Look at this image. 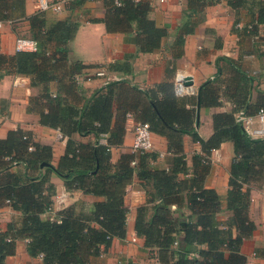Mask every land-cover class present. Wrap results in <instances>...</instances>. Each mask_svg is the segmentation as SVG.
I'll return each mask as SVG.
<instances>
[{"label":"trees","instance_id":"1","mask_svg":"<svg viewBox=\"0 0 264 264\" xmlns=\"http://www.w3.org/2000/svg\"><path fill=\"white\" fill-rule=\"evenodd\" d=\"M24 2L0 0V19L14 21L25 17ZM203 2L189 0V5L197 10ZM243 2L230 0L233 7H240ZM105 5L103 20L107 29L130 32L136 23L137 45L142 52L160 47L168 34L167 28L148 17V2L121 0L117 5L113 0H105ZM28 19L39 49L13 54L0 52V78L6 73L30 75L32 84L41 86L43 91L40 98L34 99L42 124L59 128L68 136V144L66 153L54 166L51 148L33 141L22 129L10 130L6 138H0V205L8 200L23 212L19 225L10 222L7 231L0 230V264H5L6 257L15 253L16 237L28 238L29 253L42 254L43 264H94L92 258L101 254L102 246L107 248L114 238L126 235L125 194L135 175L152 181L155 190L149 194L147 204L138 207L135 229L145 238V245L156 250L158 264H246L241 246L254 234L256 224L249 214L251 197L244 185L264 178V138L251 136L236 119L235 112L243 110L246 115L264 112V93L259 96L255 110H249L250 89L243 77L238 76L233 81L232 95L236 109L214 114V133L206 140L193 126L196 123L193 111L186 108L180 97L171 93L159 97L153 90L134 85L128 89L127 79L109 81L106 87L95 90L80 108L67 96L81 88L75 76L84 65L68 62V43L75 36L78 21L67 18L47 25L42 13ZM258 21H264V7ZM191 22L192 17L177 34V44L182 45L185 35L194 31ZM109 67L126 72L131 69V62L127 58ZM54 81L56 93L51 92ZM119 91H131L127 94L138 99L133 111L137 120L149 123L151 131L169 139L173 156L168 169L152 167L151 160L158 155L154 151H127L116 163L111 161V147L124 141V120L129 110L119 105L118 113L114 112L115 100H120ZM215 104H219L217 87L208 81L199 90V106ZM185 132L201 142L205 151V155H194L192 178L185 177L188 172L182 140ZM74 133H94L98 137L104 134L107 143L98 140L79 143L72 138ZM224 140L233 141L236 153L225 207L221 195L204 185L209 169L207 155ZM20 164H25L30 172L20 175L11 170ZM44 167L61 175L67 188H81L104 199L94 203L90 214H77L69 207L61 211L59 219L42 218L41 214L51 207L55 192L48 177L38 176ZM150 209L153 212L149 217ZM184 209L191 213L186 215ZM225 209L230 213L222 218ZM193 244L205 245L198 249V256L191 254Z\"/></svg>","mask_w":264,"mask_h":264},{"label":"crops","instance_id":"2","mask_svg":"<svg viewBox=\"0 0 264 264\" xmlns=\"http://www.w3.org/2000/svg\"><path fill=\"white\" fill-rule=\"evenodd\" d=\"M148 2V17L160 27L167 28L168 34L163 37L160 47L149 52H142L137 45L136 23L130 32L109 31L104 22L107 7L105 0L86 1L72 0L63 11L53 9L43 11L38 0H25V17L10 21L0 19V52L13 54L17 51L16 40L19 36L31 35L29 16L42 13L47 25L61 19L78 21L75 36L69 41L68 62H81L84 67L77 73L75 80L81 86L77 91L67 95L68 99L82 108L95 90L106 87L109 81L127 79L128 89L134 85L140 89L153 90L163 97L175 94L193 111V126L203 139L214 133L213 116L219 112H232L236 109L234 102L233 81L238 77L248 83L250 92L248 109L253 110L259 96L264 93V21H258L264 0H244L240 7H233L230 0H204L202 5L193 10L189 0H136ZM206 3V4H205ZM192 17L194 31L185 35L182 45L177 44V34L183 25ZM23 24L26 35H18L17 25ZM190 25V26H192ZM254 25V28H253ZM182 52V53H181ZM181 53V54H179ZM131 62L130 71H118L109 67L115 62ZM181 73L184 79H191V91L177 94L175 80ZM212 81L217 87L219 104L200 105L199 90L204 83ZM53 93L57 83H51ZM41 86L32 84V77L26 74L6 73L0 78V138H6L10 130L22 129L33 141L48 145L51 148V163L57 166L66 153L68 136L59 128L42 124L40 113L35 108V98H40ZM131 92V91H128ZM126 91H119L115 100V113L119 105L128 107L124 120L125 134L121 145L111 147V161L116 163L121 154L133 151L135 127L140 122L134 114L138 99L130 97ZM124 109H122L123 111ZM255 110V109H254ZM241 112H235L237 116ZM249 122L242 123L247 132L256 138L264 134L253 133L254 129L264 130V112L247 115ZM115 120V119H114ZM62 133V137L59 136ZM72 138L79 143H107V136L98 137L94 133L81 135L74 133ZM153 148L158 153L151 165L158 169H168L173 152L169 139L162 134L151 133ZM183 151L188 165L185 177H194V155H205L201 142L194 139L191 133L182 135ZM236 158L232 140H224L214 148L207 159L209 169L205 175V187L214 188L222 197L226 206V195L229 190V179L232 164ZM11 170L24 175L30 172L25 164L13 166ZM40 178L48 177L54 184L52 205L41 214L44 219H59L63 209L72 207L75 213L90 214L95 202L104 197L85 192L81 188L69 189L65 179L55 170L44 167ZM250 192L249 214L256 224L254 234L244 240L241 250L247 257L246 264H264V178L244 185ZM152 181L135 175L127 186L125 204L127 212V232L124 237L114 238L112 244L102 246L101 254L92 258L94 264H158L156 250L145 245V238L137 234L135 222L138 207L147 204L150 193H153ZM46 193L49 192L46 190ZM152 208V203L148 204ZM176 209V206L173 207ZM190 214L188 209L183 210ZM150 209L148 216L152 214ZM177 213V211H176ZM230 212H221L225 218ZM23 218V212L15 209L8 200L0 205V230L7 231L8 224L17 225ZM96 226V222H93ZM13 234V231H10ZM135 238V239H134ZM28 238L16 237V251L8 255L5 264H43V255H31L28 250ZM205 245L193 244L192 256H198V249Z\"/></svg>","mask_w":264,"mask_h":264},{"label":"built area","instance_id":"3","mask_svg":"<svg viewBox=\"0 0 264 264\" xmlns=\"http://www.w3.org/2000/svg\"><path fill=\"white\" fill-rule=\"evenodd\" d=\"M40 9L43 11H47L53 9L55 11H63L67 7L72 0H38ZM86 1H96V0H86ZM115 4H120L121 0H113ZM164 1V0H161ZM3 25V21H0V27ZM16 48L17 51H37L39 49L38 41L35 38L28 36H19L16 40ZM175 89L177 94L182 95L185 93H189L191 91L190 85L186 84V79L184 76L179 73L175 80ZM237 120L241 123H248V116L245 114L243 110L239 112L237 116ZM151 128L150 124L147 122H138L135 127V138L133 142V150L134 151H151L153 148V142L151 139ZM253 133L255 134H264L263 129H254ZM59 136L62 137V133L59 132ZM32 148V146L30 147ZM135 239V238H134ZM158 262V261H157Z\"/></svg>","mask_w":264,"mask_h":264},{"label":"rangeland","instance_id":"4","mask_svg":"<svg viewBox=\"0 0 264 264\" xmlns=\"http://www.w3.org/2000/svg\"><path fill=\"white\" fill-rule=\"evenodd\" d=\"M17 31H18V35H26L25 34V29L23 27V24H18L17 25ZM32 35V34H31Z\"/></svg>","mask_w":264,"mask_h":264},{"label":"water","instance_id":"5","mask_svg":"<svg viewBox=\"0 0 264 264\" xmlns=\"http://www.w3.org/2000/svg\"><path fill=\"white\" fill-rule=\"evenodd\" d=\"M191 83H192L191 79H186V84H191Z\"/></svg>","mask_w":264,"mask_h":264}]
</instances>
